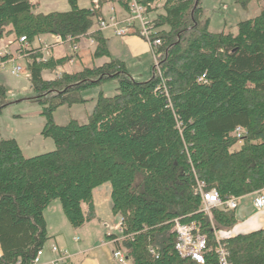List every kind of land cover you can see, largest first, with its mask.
I'll return each mask as SVG.
<instances>
[{
  "label": "trees",
  "instance_id": "1",
  "mask_svg": "<svg viewBox=\"0 0 264 264\" xmlns=\"http://www.w3.org/2000/svg\"><path fill=\"white\" fill-rule=\"evenodd\" d=\"M78 1L68 0L67 11L41 13L31 0H0V38L24 35L33 43L54 33L94 40L92 65L78 71L43 78L69 56L26 64L32 98L45 117L41 134L54 149L25 157L16 139H0V264L32 263L50 238L44 211L55 200L71 226L92 220L93 190L104 183L111 186L113 215L122 218L129 264H218L213 251L203 263L180 256L174 225L194 224L212 249L216 232L233 228L238 216L236 208H215L209 218L194 193L196 178L222 200L264 188V0L235 33L210 31L201 0H164L159 8L150 7L156 0H136L160 39L159 70L153 61L145 80L111 56L104 30L94 27L105 18L101 12ZM100 1L129 12L131 0ZM253 1L237 0L243 9ZM102 58L108 61L95 63ZM112 80L113 95L94 91ZM91 101L86 123L54 121L59 106ZM7 104L0 85V115ZM236 127L245 129L240 138ZM222 242L231 264H264V229Z\"/></svg>",
  "mask_w": 264,
  "mask_h": 264
},
{
  "label": "rangeland",
  "instance_id": "2",
  "mask_svg": "<svg viewBox=\"0 0 264 264\" xmlns=\"http://www.w3.org/2000/svg\"><path fill=\"white\" fill-rule=\"evenodd\" d=\"M159 1L160 2H156L155 4L158 8L164 0ZM31 2L36 4V6H34V11L41 13H47L50 11H67L70 8L68 0H31ZM78 3L80 6H95V3H91L90 0H79ZM96 3L98 5L97 9L105 18L108 17L113 9L115 10L116 15L121 11L120 8L113 3L101 4L100 0H97ZM201 6L204 11V16L208 19V29L212 32H219L224 29V31L230 30L235 33L237 30L236 24L240 20L253 17L259 12L256 0L253 1L247 9H243L237 0H201ZM121 13L124 14L123 12ZM10 28L11 26L7 25L5 31L10 30ZM104 34L108 47L110 45L112 48L113 55H116L121 59H127V68L130 74L138 80L147 79L149 76L150 65L153 62L150 49L148 51L149 54L146 57H143L142 64L140 65L139 63H136L137 61L131 59V54L129 52L130 46L122 44V40L114 36L110 29H105ZM134 34L138 35L137 33ZM39 37L41 38L42 35ZM138 37L140 36L138 35ZM15 39L16 37L11 34L3 36L0 38V47H2L7 41ZM46 39L50 40V37L47 36ZM36 42L37 39L34 40V43ZM80 46L82 47V45ZM89 46L90 48L88 51L82 49L83 47L81 48L82 51H79V54H81V61H79L77 57L72 65H68L67 62L63 69L72 72L83 66H91L92 59L90 54L94 45ZM13 47L14 45L10 47L11 50H13ZM65 52H70V48L67 44L54 49L53 54L58 58L63 56ZM95 63H97V61ZM11 65V63H7L6 68L0 69V85H3L6 88L8 102L0 115V139H16L25 157H32L52 151L54 149L53 140L50 137H45L41 134L42 128L45 124V117L41 114L42 107L32 98L33 93L30 87L27 66L22 64L24 71L20 73L19 76H14L8 70ZM54 73L45 70L42 73L43 78L52 79ZM116 86L117 82L112 80L103 83L99 89H94V91L103 90L105 94L113 95ZM92 109V103L74 104L72 106L62 105L54 111L53 119L58 125H65L71 119H75L80 124H84L87 122ZM56 201L58 202V200ZM51 204L49 206H51ZM209 218H211V215ZM51 219V221L59 225L57 216H52ZM117 220H119V218ZM227 233L228 232H225L224 230L219 231V234L223 237H225ZM49 242L50 241H47V246Z\"/></svg>",
  "mask_w": 264,
  "mask_h": 264
},
{
  "label": "built area",
  "instance_id": "3",
  "mask_svg": "<svg viewBox=\"0 0 264 264\" xmlns=\"http://www.w3.org/2000/svg\"><path fill=\"white\" fill-rule=\"evenodd\" d=\"M97 0H92L91 3H95L93 6L98 8ZM157 2V1H156ZM156 2L150 4V7H154ZM112 9V8H111ZM147 7L140 4L136 0L130 1L129 12L122 14L121 11L116 15L115 10L108 15V17L102 19L97 23L96 27L105 30L110 29L114 36L124 37L128 34L137 33L148 44L152 53L153 61L159 70L158 62L155 56V48L160 44V39L155 38V28L150 24V19L146 14ZM47 36L50 40H47ZM36 43H31L26 36L22 35L15 40H9L0 47V69L6 68L7 63H11L10 73L14 76H19L24 71L22 64L30 62H45L52 57L54 49L67 44L70 48V52H65L63 56H69L68 65H72L76 60V56L80 50V44L73 42L71 37L64 38L60 34H44L42 37H37ZM2 41V40H1ZM90 45L94 44V40L88 38ZM13 47L11 50L10 47ZM35 55L34 57H30ZM64 68V67H63ZM60 68L55 71L54 77L59 76L65 70ZM160 72V71H159ZM245 133V129L236 127L233 135L240 138ZM194 193L198 194L202 200V210L208 215H211V211L215 208L221 209H235L238 206L239 198L230 196L225 200H222L215 188L207 189L204 181L196 178L194 186ZM264 189V188H263ZM253 204L256 208L264 207V194L260 190L255 193ZM110 230L115 229L118 232V237L112 239L115 243L113 250V257L119 264H129L126 259V249L122 246V218L114 225L105 224ZM174 229L176 231V243L175 249L182 257H191L196 259L197 262L203 263L204 256L207 252L213 251L217 255L218 264H231L229 261V252L222 242L223 236L216 232V244L211 249L207 246V240L202 235L194 224H183L178 220H175ZM110 235V234H109ZM78 239V238H77ZM50 250L57 255V258L52 261V264H62L69 258L67 250L60 248L56 244L50 246ZM153 252V250H151ZM43 254V248L39 249L33 258L31 264H39L41 256ZM15 264H20L16 262Z\"/></svg>",
  "mask_w": 264,
  "mask_h": 264
},
{
  "label": "crops",
  "instance_id": "4",
  "mask_svg": "<svg viewBox=\"0 0 264 264\" xmlns=\"http://www.w3.org/2000/svg\"><path fill=\"white\" fill-rule=\"evenodd\" d=\"M156 1L160 2L159 0ZM256 2L258 5V0H256ZM162 3L163 2H161V4ZM118 38L122 40V44L130 46L129 52L131 54V59L137 61L136 63L141 65L143 57H146L149 54L148 44H145V41L136 34H128L124 37ZM87 41L88 39H81L79 43L83 47L80 46L81 51L82 49H85L86 51L89 50L90 43L88 41L87 44ZM108 48L112 57L119 58L116 55H113L114 53L110 45ZM79 57H81V54H79L78 58ZM121 60H123L128 67L127 59L124 58ZM106 61H108V58H102L97 61V64H102ZM65 71L71 72L68 70ZM92 96L94 97L95 94ZM88 103H92L94 106V101ZM261 191L264 194V189ZM110 194L111 186L109 183H104L93 190L95 217L79 227L71 226L62 211L60 202H57L56 200L53 201L51 206L44 211L47 231L50 236L48 241L50 242L48 246L46 245L47 248L46 246L44 247L39 264H52V261L57 258V255L50 250L52 244H56L60 248L67 250L69 253V258L62 264H119L113 257L115 243L108 237L109 234L118 235V232L115 229L110 230L105 226V224H116L118 222L117 219L119 218V216L113 215L111 211L112 203ZM255 195L256 194H250L239 198L238 206L235 210L238 216V222L233 228H231V230H224L225 232H228L226 236L264 229V207L256 208L254 206L253 199ZM82 210L84 212L87 211L85 204H82ZM52 216H57L59 225L51 221Z\"/></svg>",
  "mask_w": 264,
  "mask_h": 264
}]
</instances>
